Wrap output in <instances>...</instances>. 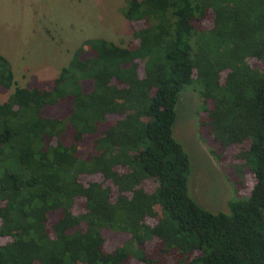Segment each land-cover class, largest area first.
<instances>
[{"label":"trees","instance_id":"trees-1","mask_svg":"<svg viewBox=\"0 0 264 264\" xmlns=\"http://www.w3.org/2000/svg\"><path fill=\"white\" fill-rule=\"evenodd\" d=\"M120 12L141 22L135 47L86 38L50 87L16 85L0 54V86L13 85L0 102V264H157L165 254L173 264H264V0H125ZM187 87L215 157L246 145L233 176L238 187L245 174L253 182L227 212L187 192L189 159L172 135ZM62 103L58 116L42 114ZM110 114L119 117L92 140L97 153L79 157L83 134ZM85 174L102 181L81 182ZM145 178L155 184L149 192ZM76 198L82 208L73 212ZM48 211L58 212L50 227ZM103 229L129 236L107 251Z\"/></svg>","mask_w":264,"mask_h":264},{"label":"rangeland","instance_id":"rangeland-1","mask_svg":"<svg viewBox=\"0 0 264 264\" xmlns=\"http://www.w3.org/2000/svg\"><path fill=\"white\" fill-rule=\"evenodd\" d=\"M125 0H0V54L10 63L13 79L18 86L37 85L50 87L52 78L65 66L73 50L89 37H102L120 46L135 47L132 39L134 28L141 26L140 21L129 22L120 12ZM199 21V25L207 29L211 24V13ZM84 54L90 55L87 46H83ZM254 64L253 59H249ZM49 64V66H48ZM140 72V67H139ZM220 73V78L223 77ZM90 81H81L83 89H89ZM13 90V85L4 89L0 86V102L5 100ZM56 105L45 107L42 114L47 117L58 116L63 107ZM210 104H205L209 106ZM176 119L172 126L173 137L182 145L189 159L187 175V192L202 208L210 212H227V202L247 194L253 178L245 174L243 182L238 187L233 176L232 167L238 163L236 154L246 145L228 146L223 158L215 157L210 150V143L205 140V132L199 125V117H204L197 93L192 88L181 91L175 105ZM117 115H107L103 122L97 125L94 133L83 134L78 141L77 154L84 157L97 153L92 146V140L98 137L107 124H112ZM68 145L67 134L63 137ZM81 182L92 180L102 181L98 174L80 175ZM106 182H103V184ZM145 191H151L154 181L145 178L141 181ZM113 191L111 197H113ZM82 208V198H76L72 211ZM156 215L159 213L154 206ZM57 211H48L46 225L55 221ZM148 224L155 221L154 217L146 218ZM103 249L111 250L128 238V233L113 232L103 229ZM7 240L0 237V243ZM156 239L144 242V250L152 253L155 250ZM157 264H173L170 255L165 254ZM129 264H142L141 261L130 258Z\"/></svg>","mask_w":264,"mask_h":264},{"label":"crops","instance_id":"crops-1","mask_svg":"<svg viewBox=\"0 0 264 264\" xmlns=\"http://www.w3.org/2000/svg\"><path fill=\"white\" fill-rule=\"evenodd\" d=\"M10 64V63H9ZM48 66H49V64H48Z\"/></svg>","mask_w":264,"mask_h":264}]
</instances>
